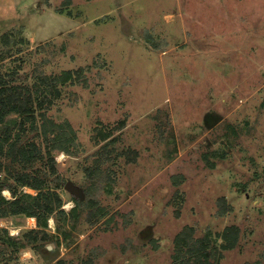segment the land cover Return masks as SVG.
Masks as SVG:
<instances>
[{"label": "rangeland", "instance_id": "rangeland-1", "mask_svg": "<svg viewBox=\"0 0 264 264\" xmlns=\"http://www.w3.org/2000/svg\"><path fill=\"white\" fill-rule=\"evenodd\" d=\"M65 71L39 112L77 135L79 206L47 239L0 220V264H264V0H0L8 85Z\"/></svg>", "mask_w": 264, "mask_h": 264}, {"label": "trees", "instance_id": "trees-1", "mask_svg": "<svg viewBox=\"0 0 264 264\" xmlns=\"http://www.w3.org/2000/svg\"><path fill=\"white\" fill-rule=\"evenodd\" d=\"M10 76L13 75L0 72V220L17 216L35 218L37 228L30 230L29 236L37 240L42 234V239H47L45 229L49 220L73 216L79 206L78 196L72 195L76 207L69 213L64 209L59 190L66 182L58 175L55 156V152L76 156L77 135L70 122L57 123L39 110L49 107L52 97L60 94L56 90L59 84L78 83L81 76L65 71L60 76H42L33 86H10L7 78ZM11 114L18 115L17 120L9 119ZM108 137L103 135V139ZM40 164L42 167L38 168ZM5 191H9L12 199L2 195ZM239 234L237 226L227 227L222 234L226 242L223 248L234 249Z\"/></svg>", "mask_w": 264, "mask_h": 264}, {"label": "water", "instance_id": "water-1", "mask_svg": "<svg viewBox=\"0 0 264 264\" xmlns=\"http://www.w3.org/2000/svg\"><path fill=\"white\" fill-rule=\"evenodd\" d=\"M64 187L67 190H69L72 193V195L79 197L80 191L78 190V188L74 184H72L71 182L68 181Z\"/></svg>", "mask_w": 264, "mask_h": 264}, {"label": "bare ground", "instance_id": "bare-ground-1", "mask_svg": "<svg viewBox=\"0 0 264 264\" xmlns=\"http://www.w3.org/2000/svg\"><path fill=\"white\" fill-rule=\"evenodd\" d=\"M6 193H9V191H5ZM29 220H31V222H32V224H34L35 225V218H30Z\"/></svg>", "mask_w": 264, "mask_h": 264}, {"label": "crops", "instance_id": "crops-1", "mask_svg": "<svg viewBox=\"0 0 264 264\" xmlns=\"http://www.w3.org/2000/svg\"><path fill=\"white\" fill-rule=\"evenodd\" d=\"M35 225H36V223H35Z\"/></svg>", "mask_w": 264, "mask_h": 264}]
</instances>
